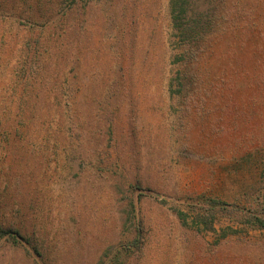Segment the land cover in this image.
<instances>
[{"label": "rangeland", "instance_id": "rangeland-1", "mask_svg": "<svg viewBox=\"0 0 264 264\" xmlns=\"http://www.w3.org/2000/svg\"><path fill=\"white\" fill-rule=\"evenodd\" d=\"M168 2L65 0L63 38L1 18L0 98L30 61L39 103L0 131V264H264V230L243 225L264 194V49L182 66ZM212 200L229 207L195 224Z\"/></svg>", "mask_w": 264, "mask_h": 264}, {"label": "trees", "instance_id": "trees-1", "mask_svg": "<svg viewBox=\"0 0 264 264\" xmlns=\"http://www.w3.org/2000/svg\"><path fill=\"white\" fill-rule=\"evenodd\" d=\"M64 1L34 0L32 2L31 0H23L18 2L17 0H1L0 21L2 17L12 21L25 20L32 32H34L35 27L40 26L36 24H42L41 29L48 28L51 32L50 35H56L60 32L63 38L68 32L63 24L66 13L59 15L57 18L53 14L57 10L56 6H60V2L63 3ZM71 2L74 3L75 0H71ZM46 5L50 8L43 14L41 12L44 11ZM168 10L171 38L177 46V62L182 66L195 62L211 48H214V51L217 50L222 63L230 67L240 64L246 59L254 43L256 48L264 49V0H169ZM4 36L5 34L0 31V48L3 46ZM22 46L24 49H30V46H32L33 53L31 56L34 59L39 55L38 50L46 47L39 36L36 39L29 37L26 43H22ZM64 46L69 51V45ZM29 59L30 57H28ZM26 62L24 61L20 65L21 73L18 74L20 82L16 85L18 89L20 86L21 93L16 94L14 91L16 97L14 95L11 99L0 98V131L2 134L1 139L5 143L9 142V131L14 127L15 129L17 127L22 129L20 131L21 135L23 129L25 130L34 121V117L28 119L23 114L26 113L27 108L29 110L33 102H35L34 105L39 103V99L33 100L26 94L27 90L30 89L29 81L26 78L30 79L27 69H31L34 65H30V61ZM187 77V74L180 71L175 78L180 92L182 83ZM55 102L58 109H61V103ZM13 107L19 109L17 115L10 114V110L14 109ZM259 201L257 200V207L259 208L256 211L257 214L253 213L244 217L243 225L247 229L264 230V194H262ZM228 207L229 205L219 201H207L205 209L202 207L194 213V223L200 224L201 218L205 215L206 218L209 217L214 220L211 211L215 209L225 211ZM232 207L236 208V206ZM178 218L185 224L183 213L179 212ZM208 221L206 219L203 222ZM212 223H209V226ZM136 231L135 245L139 241L140 229L137 227ZM4 234L12 235L11 229L4 232ZM226 236L224 233L222 238Z\"/></svg>", "mask_w": 264, "mask_h": 264}]
</instances>
